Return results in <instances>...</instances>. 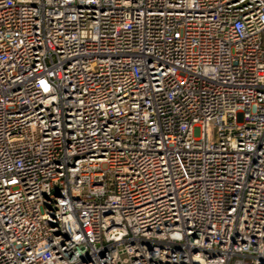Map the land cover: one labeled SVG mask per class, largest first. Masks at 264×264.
Listing matches in <instances>:
<instances>
[{"label":"built area","instance_id":"built-area-1","mask_svg":"<svg viewBox=\"0 0 264 264\" xmlns=\"http://www.w3.org/2000/svg\"><path fill=\"white\" fill-rule=\"evenodd\" d=\"M0 264H264V0H0Z\"/></svg>","mask_w":264,"mask_h":264}]
</instances>
